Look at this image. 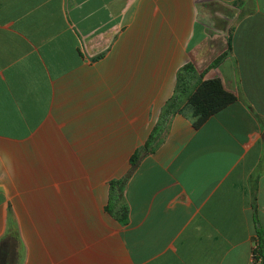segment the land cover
Instances as JSON below:
<instances>
[{
  "label": "crops",
  "instance_id": "obj_1",
  "mask_svg": "<svg viewBox=\"0 0 264 264\" xmlns=\"http://www.w3.org/2000/svg\"><path fill=\"white\" fill-rule=\"evenodd\" d=\"M187 66L237 98L199 127ZM258 231L264 0H0V264H252Z\"/></svg>",
  "mask_w": 264,
  "mask_h": 264
},
{
  "label": "trees",
  "instance_id": "obj_2",
  "mask_svg": "<svg viewBox=\"0 0 264 264\" xmlns=\"http://www.w3.org/2000/svg\"><path fill=\"white\" fill-rule=\"evenodd\" d=\"M184 72V73H183ZM178 75V85L176 93L170 103V110L178 111L182 95L187 97V106L191 109L193 115L197 118V127L202 126L209 118L237 101L236 96L227 91L220 79H212L200 82L194 91H187V82L183 74L193 72L190 66L183 69ZM258 253L264 259V235L258 231Z\"/></svg>",
  "mask_w": 264,
  "mask_h": 264
},
{
  "label": "built area",
  "instance_id": "obj_3",
  "mask_svg": "<svg viewBox=\"0 0 264 264\" xmlns=\"http://www.w3.org/2000/svg\"><path fill=\"white\" fill-rule=\"evenodd\" d=\"M263 257H262V255H260L259 253H258V246L255 248V250H254V255H253V262H252V264H260V263H262L263 262Z\"/></svg>",
  "mask_w": 264,
  "mask_h": 264
}]
</instances>
